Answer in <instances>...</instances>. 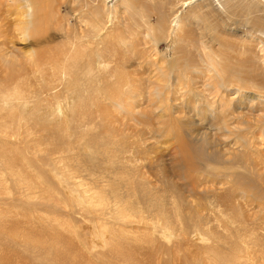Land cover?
I'll return each instance as SVG.
<instances>
[{
  "label": "rangeland",
  "instance_id": "374dc122",
  "mask_svg": "<svg viewBox=\"0 0 264 264\" xmlns=\"http://www.w3.org/2000/svg\"><path fill=\"white\" fill-rule=\"evenodd\" d=\"M183 1L0 15V264H264V27L157 31Z\"/></svg>",
  "mask_w": 264,
  "mask_h": 264
},
{
  "label": "bare ground",
  "instance_id": "6f19581e",
  "mask_svg": "<svg viewBox=\"0 0 264 264\" xmlns=\"http://www.w3.org/2000/svg\"><path fill=\"white\" fill-rule=\"evenodd\" d=\"M16 3L20 4L19 6H24L21 10L19 9V11H18V13L20 14V16H18V18L21 19L20 21L17 22V33H18V35L19 36H25V39H27V38H30V39L33 38L34 39V38L40 37L43 33H45L46 28L48 27V25L51 22L52 11H54V10L51 9V5H50L51 2L49 3V0H0V15H2V13H8L10 15H12L14 13V15H16L17 14L16 13V8H15ZM178 4H180V3L178 2ZM179 10L180 11L177 12V14H175L176 16L173 17L172 20L170 19L168 21L166 18L159 17L158 18V25L156 26V30L159 31V32H165V31H168L170 29V31L174 30L175 32L179 33V31L180 32H184L187 29L193 28L194 26H197V27L201 26V28L210 29V30H213L214 32H218V33L220 32L221 34H229L231 36H234L235 34H237L236 31H239L237 29L236 22H238V25H239L240 18H238V17L240 16L241 13L242 14H246L248 16L254 15V17L252 16L253 17L252 19H249L247 21L249 22L250 26H252L251 24H253L255 26V28L257 29L256 32H255V30H254V32H251V31H253L252 28L250 30H248V31L245 30L246 32L245 31L244 32L246 33V35L242 36L241 40L245 41L246 39H250V37H253L257 33V31H261L262 32L263 27H264V0H184L183 1V5L179 8ZM242 16L244 17V15H242ZM244 21H246V20H244ZM240 24H241V22H240ZM254 26H253V28H254ZM233 27H235V28H233ZM258 38H259V43L256 46L258 47L260 45H263L262 49H260L259 51L260 52H264V42L261 41L260 37H258ZM37 43H39V42H37ZM75 45H76V43H75ZM78 49H79V47H78ZM74 51L75 50H73V52ZM70 57H72V56H70ZM76 57H77V55L74 58H76ZM73 59H71V62L69 64H71V65L73 64L72 63ZM76 61H78V57L76 58ZM65 67H67V66H65ZM72 69L73 68H71V70ZM66 70L67 69H65L64 71H66ZM222 70H223V73H222L223 76H225L226 74H229V72H230V68H228V67L227 68H222ZM17 92H19V91H17ZM86 97H85V99L88 98V97L87 98ZM2 99L3 100L1 101V103L4 104L2 106V108L3 107L10 108L12 106V102H14L12 100V97H9V96L3 97ZM88 99L90 101L92 100V98H90V97ZM87 100H86V103H87ZM59 108L57 107V110L61 111V109H59ZM72 109H75V108H72ZM58 113L60 114V112H58ZM84 137H86V136H84ZM88 138H90V137H88ZM83 142H84V140H83ZM190 154L191 153L188 152V151L187 152L185 151V153H182V155L180 154V152H178L177 155H180V156L177 159H173V164H172V170L171 171H172V175L174 177H176L178 179H181V178L186 176V172L189 170L190 166H192V164H193ZM8 164H10V163H8ZM27 178H28V176H27ZM25 182H26V180H25ZM172 239H173V237H172ZM206 242L208 243V241H205V243ZM232 247L234 248L233 245H232ZM237 248H235V249H237ZM215 249L216 250L212 251V252L215 253L216 255H217V253L222 251V249L219 248V247H216ZM230 250H232V249H230ZM245 250H243V251H245ZM262 253H260V254H262ZM235 254L236 253H234V255ZM263 256H264V254H263ZM41 260H42V258H41Z\"/></svg>",
  "mask_w": 264,
  "mask_h": 264
}]
</instances>
